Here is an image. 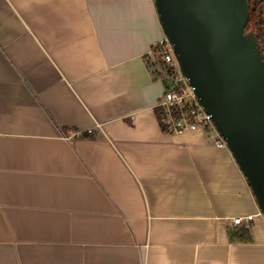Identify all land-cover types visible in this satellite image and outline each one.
<instances>
[{"label":"crops","instance_id":"obj_1","mask_svg":"<svg viewBox=\"0 0 264 264\" xmlns=\"http://www.w3.org/2000/svg\"><path fill=\"white\" fill-rule=\"evenodd\" d=\"M164 37L154 0H0V264H264L228 146L161 127Z\"/></svg>","mask_w":264,"mask_h":264},{"label":"water","instance_id":"obj_2","mask_svg":"<svg viewBox=\"0 0 264 264\" xmlns=\"http://www.w3.org/2000/svg\"><path fill=\"white\" fill-rule=\"evenodd\" d=\"M163 32L264 216V48L250 0H154Z\"/></svg>","mask_w":264,"mask_h":264},{"label":"built area","instance_id":"obj_3","mask_svg":"<svg viewBox=\"0 0 264 264\" xmlns=\"http://www.w3.org/2000/svg\"><path fill=\"white\" fill-rule=\"evenodd\" d=\"M152 53L161 59L164 67L162 76L166 81V90L160 104V107L165 109L162 123L169 131L176 133L196 129H203L207 132L216 130L212 116L200 105L194 88L182 74L173 46L166 36L156 42L150 54ZM217 143L226 145L220 136ZM255 217L254 214L235 217L233 223L249 229Z\"/></svg>","mask_w":264,"mask_h":264},{"label":"trees","instance_id":"obj_4","mask_svg":"<svg viewBox=\"0 0 264 264\" xmlns=\"http://www.w3.org/2000/svg\"><path fill=\"white\" fill-rule=\"evenodd\" d=\"M251 3V16L249 21V26H253L255 30L258 31L259 40L264 48V0H250ZM161 68L159 70H164L163 62L161 61ZM156 71V70H154ZM156 113L158 119L161 122V127L163 130L168 131L166 125L162 123V116L164 115V110L162 108H157ZM91 134L85 133L83 136H90ZM231 239L237 241H248L250 240V230L242 226L237 231L231 232Z\"/></svg>","mask_w":264,"mask_h":264},{"label":"rangeland","instance_id":"obj_5","mask_svg":"<svg viewBox=\"0 0 264 264\" xmlns=\"http://www.w3.org/2000/svg\"><path fill=\"white\" fill-rule=\"evenodd\" d=\"M147 62L149 64V66L152 68V70H156L155 72L162 76L163 70H159L161 68V65H160L161 64V59L158 58L157 55H155V53L154 54L152 53V54L148 55ZM160 108H162V111L165 110L164 107H160ZM162 117H164V116H162ZM211 133H212L213 136L217 135V131L216 130H213V132H211ZM259 211H260V209H259ZM260 216H261L262 219H264V216L261 213V211H260Z\"/></svg>","mask_w":264,"mask_h":264}]
</instances>
